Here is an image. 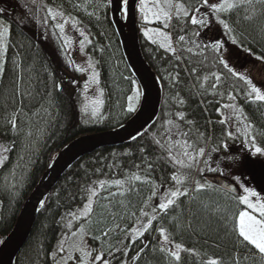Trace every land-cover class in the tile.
I'll return each mask as SVG.
<instances>
[{
	"label": "trees",
	"instance_id": "trees-1",
	"mask_svg": "<svg viewBox=\"0 0 264 264\" xmlns=\"http://www.w3.org/2000/svg\"><path fill=\"white\" fill-rule=\"evenodd\" d=\"M41 3L74 19L77 30L88 37L85 53L96 65L103 91L96 118H83L80 72L51 26V19L48 25L39 22L47 13V8L37 11ZM172 3H181L189 10L199 7L201 15L209 12L202 0ZM172 12L175 13L174 6ZM218 15L230 25V33L215 16H209L210 22L201 27L192 25L190 17L173 15L165 27L161 22L144 23L137 9L140 50L162 85L157 122L137 141L102 148L71 167L40 206L29 239L14 264H55L58 242L79 229L84 230L90 250L103 252L110 264H201L209 257L219 258L222 264H264V257L235 230L239 213L247 209L239 202L241 191L235 195L212 184L211 188L195 190L197 181L210 184L206 177H222L221 170L231 176L228 180L233 183L246 180L244 171L252 172L251 186L258 194L261 190V195L264 189V163L250 156V139L248 148L243 143L230 144L227 126L220 123L221 112L217 111L231 93L247 118L246 123L253 125L251 135L257 146L264 147V102H251L248 85L240 79L245 76L262 88L257 76L260 66H264V3L242 5ZM0 21L10 27L7 51L3 53L4 72L0 74V157L4 158L0 163L1 244L13 229L24 202L62 148L80 136L115 129L131 117L128 98L136 83L112 27L108 0H37V4L32 0H0ZM209 24H213V31H220L218 48L213 47L218 41L208 32H213ZM146 27L165 30L175 51L145 37ZM195 32L200 34L196 36ZM180 36L185 37L184 41L179 40ZM232 37L237 43H232ZM184 42H197L198 46L186 48ZM225 54L232 55L228 56L229 61ZM233 56L244 64L242 70L233 67ZM221 60L239 75H232ZM217 75L220 81L216 80ZM13 113L15 130L9 123ZM178 113H183L184 119ZM169 120L189 132L187 139L204 147L206 153L231 160H222L211 167L219 166L220 170L210 172L209 163H203L208 156L200 157L199 165L181 170L187 174L186 182L176 184L172 175L178 174V166L168 160L166 148L169 141L184 138L168 135L166 129L176 131L167 124ZM213 148L217 151H211ZM237 160L249 162V168L238 166ZM229 163L236 169H231ZM176 188L187 189V195L176 198L166 212L158 208L153 212L160 194ZM153 190L157 192L155 196ZM93 191L96 195H92ZM89 202L92 211L87 216L77 215ZM153 216L152 225L144 230L142 226ZM140 226L143 235L136 234ZM161 227L166 229L171 246L178 243L199 255L181 251L180 261H175L162 244L158 232Z\"/></svg>",
	"mask_w": 264,
	"mask_h": 264
},
{
	"label": "snow or ice",
	"instance_id": "snow-or-ice-1",
	"mask_svg": "<svg viewBox=\"0 0 264 264\" xmlns=\"http://www.w3.org/2000/svg\"><path fill=\"white\" fill-rule=\"evenodd\" d=\"M33 4H37V0H32ZM109 3H111V0H109ZM127 3L128 0H122L123 8L121 9L122 13L127 12ZM254 3H264V0H202V5L206 6L209 9L208 13H205L201 15V8L197 7L194 10H189L181 3H176L173 5L172 0H164V6L162 7L160 5V0H156V3L153 8H148L146 6V0H141V7L140 11L144 14L143 19L146 22L149 21V15L153 16L155 20L160 21H168L172 18L173 15H175L177 18H180L182 15L183 17H190V22L192 25H200L201 27L207 26L209 21V16H215L216 21L223 26L226 32L230 33L232 31L230 25L220 16L219 13H227L230 12L233 9L239 8L242 5H246L248 7H251ZM173 6L175 7V13L172 12ZM47 8L46 16L39 21L42 25H48L49 24V18L51 19L52 27L57 29L60 33V39L64 41L65 47L71 44V38L68 37L65 34V26L68 25L71 22V26L73 28L76 27L77 22L72 19L71 21L67 18H65V14L62 11L59 10H53L52 8L47 7V5L44 4H38L37 5V11ZM31 11V9H29ZM255 13V9L253 8V14ZM35 15V14H34ZM91 15V13H89ZM60 18V19H58ZM245 19H251V16H245ZM60 20H63V22H60ZM165 27H167V23H165ZM150 31H156V30H145L144 35L151 39V36H149ZM81 36L84 37V40H88V37L85 35L83 31H80L79 33ZM156 34L159 36H162L164 41H168V36L162 32L156 31ZM200 33L195 32L194 35L198 36ZM10 36V27H0V74L4 72V62H3V53L7 51V41ZM185 37L180 36L179 40L184 41ZM84 40H82L81 43V51H83V44ZM155 43L156 41H152ZM232 43H237L236 39L232 37ZM220 43L216 42L213 47L218 48L220 47ZM160 47L167 48L170 51H175L171 48L170 43H161ZM191 51V49H189ZM247 51V49H246ZM257 59H262L261 57H257ZM220 63L224 64V67L228 69L229 72L232 73V75L236 76L239 75L237 72H235L232 68L228 66L227 63H225L224 60H221ZM92 64L89 63V68H92ZM78 71H83V69H77ZM98 73L93 70L92 72V79L94 82L98 83ZM221 77L216 76V80L220 81ZM240 79L244 80L245 83L248 85L249 91L247 93V96L251 102H264V90L261 88L255 86L251 79H248L245 76H240ZM135 83V82H133ZM213 87H216L214 84ZM56 88L59 89L60 85H56ZM140 93L137 91L136 93V99H139ZM132 99L131 97L129 98ZM229 99H235L229 93ZM103 103L102 100H95L94 104L96 107L93 108L92 116H96L99 110V105ZM182 103V101H181ZM225 108L233 109L234 113H236V119L240 120V113H242L241 109H236L234 105L226 104L223 105ZM84 110H87V105H85ZM128 111H134V106L132 104H129ZM219 112L220 109H217ZM180 119H184L183 113L177 114ZM232 117L228 116L225 117L220 121V123H225L226 120H231ZM244 119H247L246 117ZM9 123L11 124V127L13 130L17 128L16 123V116L13 113ZM188 124H191V121H187ZM167 124L171 125L172 128H174L176 131L173 133L171 129H166V132L169 136L176 135L181 138H184L182 140H172L168 142V146L166 148V151L168 152V160L173 164L177 165V173L172 175V180L176 182L178 185H183L187 180V174L182 172V169H193L195 166L200 164V157L208 156L210 158L211 153H206V149L204 147H199L196 142L192 141L190 142L187 137H189V132H184L180 129L178 124H174L173 121L169 120L167 121ZM253 125L251 123H247L244 125L243 128V134L245 136L250 137V144L252 148V154L253 155H262L264 156V147L257 146L256 138L255 136L251 135V129ZM203 133L200 134L201 137H203ZM227 135L229 137L233 136L232 132H228ZM156 143H160V141H156ZM225 148H227V145H224ZM6 150V149H5ZM211 151H217L216 148H213ZM3 157H0V163L3 162ZM205 165L208 164V160L205 159L203 161ZM201 173L204 171V169H199ZM210 172L219 171V166L217 168H207ZM223 174V173H221ZM135 179H140L139 177H135ZM101 184L104 182L101 181ZM116 184H120L121 181H115ZM209 187L211 188V184H201L199 181L196 182V191H200L201 189ZM243 189V195L239 196V202L247 205L249 209H252V211L259 213V218H257L256 215L250 214L247 211H241L239 213V216L236 220L235 224V230L238 234V237L242 238L244 242L247 243V245L252 246L261 257H264V200L258 195V193L254 190H251L247 187L241 186ZM157 194L156 190H153L152 195L155 196ZM92 195H96V193L93 191ZM187 195V189L181 190V188H176L175 190L168 191L164 195L160 197V203L153 207V212H156L157 208L160 212H166L170 206L175 204L176 198ZM255 197V202L252 201L251 198ZM41 206H43V201H41ZM92 211L91 208V202L89 204L85 205L83 215L87 216ZM142 215H147V213L142 212ZM155 219V216H153L151 219L148 220L146 224H144L142 227L144 230H147L151 225L152 221ZM69 227H71V224H69ZM81 233L83 232V229L80 230ZM123 231V230H122ZM138 235H143V231L136 230ZM158 232L160 236L162 237V244H170V240L168 235L166 234V229L159 228ZM71 235L75 237L77 235L76 232H72ZM107 235V233H105ZM96 239H99V237H96ZM133 240L136 239V237H132ZM65 240H61L58 242V248L57 251L60 253H64L66 251L64 245ZM86 245L84 244L82 238L78 243L69 245L70 250L68 251V254L66 257L61 256L60 259L56 262V264H68V261L73 259L72 252H79L81 254L79 264H110V261L105 258L103 252H95V250H86ZM175 250H170L169 255L174 258L175 261L179 262L181 259L180 253L181 251H188L193 255H199V253H196L195 250L191 249H184L181 244H175L174 246ZM163 247L161 248V251H163ZM143 251V249H141ZM95 252V254H94ZM111 254V253H109ZM127 253L125 252V255ZM56 253H53V257H55ZM94 256V258H93ZM201 264H222V261L219 258L215 257H209L206 261H201ZM238 264V262H237Z\"/></svg>",
	"mask_w": 264,
	"mask_h": 264
},
{
	"label": "water",
	"instance_id": "water-1",
	"mask_svg": "<svg viewBox=\"0 0 264 264\" xmlns=\"http://www.w3.org/2000/svg\"><path fill=\"white\" fill-rule=\"evenodd\" d=\"M138 2L128 0L126 13L121 11L122 0H111L109 3V18L125 65L140 91L138 108L119 127L75 138L57 153L24 202L13 229L0 244V264H14L29 239L41 201L44 202L71 167L102 148L124 146L137 141L157 122L162 102V85L140 50L136 20ZM206 180L226 192L239 194L237 187L228 179L206 177Z\"/></svg>",
	"mask_w": 264,
	"mask_h": 264
},
{
	"label": "rangeland",
	"instance_id": "rangeland-1",
	"mask_svg": "<svg viewBox=\"0 0 264 264\" xmlns=\"http://www.w3.org/2000/svg\"><path fill=\"white\" fill-rule=\"evenodd\" d=\"M155 3H156V0H146V6L148 7V8H153L154 7V5H155ZM160 5L163 7L164 6V0H160ZM140 7H141V0L139 1V3H138V6H137V9L139 10V12H140V14H141V16H142V20H143V22L144 23H148V24H153V23H162V24H164L165 23V21H163V20H160V21H157V20H155V18L153 17V16H151V15H149V21L150 22H146L144 19H143V16H144V14L143 13H141V11H140ZM202 11V10H201ZM65 18H67V17H65ZM58 19H60V18H58ZM67 19H69V18H67ZM70 21H71V19H69ZM60 22H63V20H60ZM209 26H213V24H209ZM0 27H8L6 24H4L3 22H1L0 21ZM144 29H146V30H149V29H152V30H156V31H159V32H162V33H164V34H166L167 36H168V41L166 42V41H164V39H163V37L162 36H159V35H157L156 34V31H150L149 32V36H151V39L150 40H154V41H156L158 44H161V43H170V45H171V48L172 49H174L173 48V45L171 44V39H170V37H169V35L167 34V32L165 31V30H163V29H159V28H155V27H146V28H144ZM56 31H57V34H58V36H59V38H60V33H59V31L56 29ZM145 31V30H144ZM144 31H143V34H144ZM212 31H213V27H212ZM208 32L209 33H212L211 35L216 39V41H218L220 38H221V34H220V31H217V30H215L214 29V31L213 32H210L209 30H208ZM80 32L77 30V27H75V28H73L72 26H71V22L68 24V25H66L65 26V34L68 36V37H70L71 38V44L70 45H68L67 47H65V45H64V41L61 39V41H62V43H63V45H64V48H65V50L67 51V54H68V56L70 57V60H71V62L73 63V65L76 67V69H83V71H79L80 72V75H81V79H82V83H83V91H82V101H81V112H82V115H83V118L84 119H86V120H90V119H93V118H96L97 117V115L99 114V112H100V109H101V105H99V110H98V113H97V115L96 116H92V111H93V108L94 107H96V105L94 104V101L95 100H102V96H103V91H102V89L100 88V85H99V82L98 83H96V82H94L93 81V79H92V72H93V70H95V72H97L98 73V70H97V68H96V65H95V63L90 59V58H88V56L86 55V53H85V46H86V44H87V40H84V37L83 36H81L80 34H79ZM145 36V35H144ZM146 37V36H145ZM208 37H211L210 35L208 36ZM148 38V37H147ZM149 39V38H148ZM82 40H84V44H83V51H81V41ZM219 42V41H218ZM194 44H192V43H188V42H184L183 43V45L186 47V48H194V47H196V46H198V43L197 42H193ZM228 56H232V55H230V54H225V60H227V61H229L228 60ZM243 57H247V56H243ZM239 57H234L233 56V59H235L234 61H233V63H234V68L236 69V70H238V69H240V70H242L243 69V67L242 66H244V64L243 65H241V62L239 61V60H236V59H238ZM256 59V58H255ZM246 60H248L247 58H246ZM249 62H251L250 60H249ZM89 63H91L92 64V68H89ZM252 65H254V64H252ZM264 67V66H263ZM263 67H261L260 66V68L262 69V70H260V73L258 74V76H257V79H258V81H259V84H260V86L262 87L261 89L262 90H264V70H263ZM251 70H252V67H251ZM253 71V70H252ZM243 72V71H242ZM245 73H246V71H244ZM254 72V71H253ZM99 74V73H98ZM97 79H98V81H99V75H98V77H97ZM137 91L140 93V91H139V88L136 86V85H134L133 86V88H132V91H131V94H130V96H129V98L131 97L132 99L130 100L129 98H128V105H127V107H129V104H132L133 106H134V111H132V112H135L136 111V109L138 108V105H139V102H140V96H139V99H136V93H137ZM226 104H231V105H234L235 106V108L236 109H240L239 108V106L236 104V102H235V99H227V101L225 102V103H223L222 104V106H221V109H220V112H221V119H224L225 117H228V116H231L232 117V119L231 120H226V122H225V124H226V126H227V129H228V131H227V133L230 131V132H232L233 133V136H231V137H229V141H230V144H231V142H232V144H234V145H239L240 143H243L244 144V146H246L247 147V144L249 143V139H250V137H248V136H245L244 134H243V128H244V125L245 124H247L246 123V121H245V119H244V117H243V115H242V113H240V120H237L236 119V113H234V111H233V109H230V108H225V107H223V105H226ZM85 105H87V110L85 111L84 110V108H85ZM231 147V146H230ZM248 148V147H247ZM251 150V149H250ZM211 153V156H210V158L208 157L207 158V160H208V163H209V167H212V166H214L215 164H218V163H220L222 160L223 161H227L228 162V160H231V158L229 157V158H225V157H221L220 155H216V154H213L212 152H210ZM250 156H252V157H254V159H258V160H260L261 161V163H264V156H262V155H259V154H257V155H253L252 154V151H251V153H250ZM234 159V158H233ZM205 160V159H204ZM203 160V161H204ZM237 165L238 166H247V168H249V166H250V163L249 162H246V164L244 163V162H240V161H238L237 160ZM231 164L233 165V166H231ZM229 167L232 169V167H234V169H236L235 168V165L233 164V163H229ZM230 168H228L229 169V171H230ZM233 169V170H234ZM221 172L223 173L221 176L222 177H225L226 179H229L228 177H230L231 178V176H229L228 175V173L226 174L225 173V171H223V170H221ZM231 172V171H230ZM250 172V171H249ZM244 173H245V176H246V180L243 182V181H239V180H237L236 182H234L235 184H236V186H238V189H240L239 191H241V195H243L244 193H243V189H242V187L241 186H243V187H247V188H249V189H251V190H254V188L251 186V183H252V179H251V173L252 172H250V174L248 173V172H246V171H244ZM234 177V176H233ZM242 177V176H241ZM168 191H171V190H167V191H164V192H162L161 194H160V196L158 197V200H157V202H156V205H158L159 203H160V197L162 196V195H164L165 193H167ZM255 191V190H254ZM261 191V190H260ZM259 191V196L262 198V200H264V189L262 190V195H261V192ZM258 193V192H257ZM252 199V201L253 202H255V197H253V198H251ZM246 207H247V205H246ZM85 208V207H84ZM84 208L82 209V210H80L78 213H77V215H80V216H82L83 214V211H84ZM249 211H248V210ZM247 209L245 210V211H247V212H251L250 214H252V213H254L253 211H252V209H249L248 207H247ZM257 215H259V213L258 212H255ZM258 218V217H257ZM141 228V226L140 227H138L136 230H139ZM81 229H79L78 231H76V233H77V235L75 236V237H73L72 235H69V236H64L61 240H65L66 242H65V245H64V247H65V249H66V251L64 252V253H60V252H58L57 251V261L60 259V257L61 256H64V257H66L67 256V254H68V251L70 250V248H69V245H72V244H75V243H78L80 240H81V238H82V240H83V242H84V244L87 246L86 247V250H90V248L88 247V244H87V237H86V234H85V232H84V230H83V232L81 233V231H80ZM136 234H137V231H136ZM60 240V241H61ZM165 247L170 251V250H175V248L173 247V246H171V244H165ZM72 256H73V259L72 260H70V261H68V264H79V260H80V256H81V254L79 253V252H72ZM56 261V262H57ZM56 264V263H55Z\"/></svg>",
	"mask_w": 264,
	"mask_h": 264
}]
</instances>
